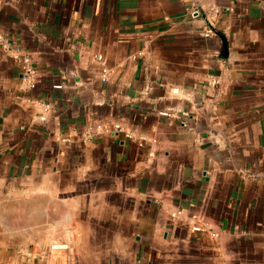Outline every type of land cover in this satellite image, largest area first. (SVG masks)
Returning a JSON list of instances; mask_svg holds the SVG:
<instances>
[{
  "label": "crops",
  "instance_id": "0c3cea01",
  "mask_svg": "<svg viewBox=\"0 0 264 264\" xmlns=\"http://www.w3.org/2000/svg\"><path fill=\"white\" fill-rule=\"evenodd\" d=\"M0 31L37 73L0 48V264H264V0H0Z\"/></svg>",
  "mask_w": 264,
  "mask_h": 264
},
{
  "label": "built area",
  "instance_id": "2783aa9c",
  "mask_svg": "<svg viewBox=\"0 0 264 264\" xmlns=\"http://www.w3.org/2000/svg\"><path fill=\"white\" fill-rule=\"evenodd\" d=\"M228 10H233L232 7H228ZM214 13H219L220 8L216 7L213 9ZM211 30H206V33H210ZM0 48L5 51H11V54L15 58V60L19 63L22 78L27 82V85L30 89H35L36 87V80H37V73L36 68L34 66L33 57L30 53L23 51L19 45H16L11 41V39L5 35L3 32L0 31ZM95 57L100 61L102 65V80H107L109 68L106 66L102 55H95ZM55 87L59 88L62 85L56 84ZM46 105V103H45ZM128 136H132L129 131H126L123 126L119 123H111L105 122L103 120H94L92 121L82 133L83 141H89L92 138L99 136L104 133H114V132H123ZM183 213L182 208H178L175 212L172 213L173 216L180 215ZM191 219L195 222L193 224V229L195 231L200 230H207L208 227L205 224H200L197 221L199 220V214L194 211L190 215ZM214 236H217L216 232H213Z\"/></svg>",
  "mask_w": 264,
  "mask_h": 264
}]
</instances>
